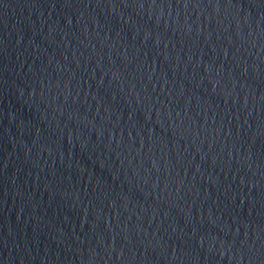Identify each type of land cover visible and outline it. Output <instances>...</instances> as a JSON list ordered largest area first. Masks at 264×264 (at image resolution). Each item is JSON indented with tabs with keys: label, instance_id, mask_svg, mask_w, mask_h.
Returning a JSON list of instances; mask_svg holds the SVG:
<instances>
[{
	"label": "water",
	"instance_id": "obj_1",
	"mask_svg": "<svg viewBox=\"0 0 264 264\" xmlns=\"http://www.w3.org/2000/svg\"><path fill=\"white\" fill-rule=\"evenodd\" d=\"M164 0H0V264H178Z\"/></svg>",
	"mask_w": 264,
	"mask_h": 264
}]
</instances>
